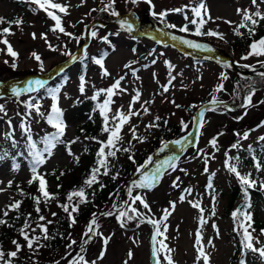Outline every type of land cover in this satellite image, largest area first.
I'll list each match as a JSON object with an SVG mask.
<instances>
[{
    "label": "rangeland",
    "instance_id": "rangeland-1",
    "mask_svg": "<svg viewBox=\"0 0 264 264\" xmlns=\"http://www.w3.org/2000/svg\"><path fill=\"white\" fill-rule=\"evenodd\" d=\"M11 1L15 3V0H0V17L7 21L22 18L23 23L19 27L13 24L11 28L13 34L6 36L13 50L18 53L16 61L18 66L15 70L12 69V57L6 54V46L0 44V93L10 90L13 86L18 88L27 87V82L36 77L48 76L46 80H52L53 73L62 66L71 63L70 56L62 54L65 50L71 54L77 53L76 60H80L81 56L84 58L88 52L95 54L102 49L108 52L103 57V63L110 75L103 76V70L100 66L96 63L91 64L84 75L86 83L83 94L79 90V74L73 75L65 83L54 81L50 85V88L58 87L60 89L57 98L58 107L65 109L68 113L66 112L67 120L65 121L64 135L61 137V140L65 141V145L54 150L51 157L46 156V162L37 169L38 173L44 176L49 190L53 191L57 187V180L52 178L55 174L61 176L63 185L66 187L71 186L72 176L70 173H78L77 169H72L75 168L76 158L79 159L84 152L80 144L71 143L79 121L69 114L70 108L85 98L91 99L97 90L107 89L120 77H123L120 86L125 91L117 92L112 97L113 103L110 105L111 111L108 115L111 117L118 109L126 113L135 92L139 91L141 93L139 102L133 105L134 110L140 112V115L130 117L129 122L123 126L120 133L121 143L131 141V143H134L133 148L135 150L143 143L132 140L133 128H135L137 136L146 140L150 135L156 133L154 127L147 128L146 126L154 121L157 122L156 117H159V119L165 118L170 123L179 125L180 136L182 135L180 140H182L188 132H192L195 126L199 105L201 106L203 103L212 100L215 96L218 100H225L234 106H238L242 101L243 92L248 89V85L257 87L253 89L255 90L252 95L253 106L242 107L235 111H229L219 106H215L214 111L206 110L203 127L200 128L198 134V142L195 146L186 148L181 154L176 162V169H167L162 179L152 190L136 189L139 190L137 194L144 197L151 209V212L148 213V210L141 207L140 212L151 215L157 220L163 215V209L170 207L169 201L176 202L175 210L165 221L168 225V231L165 234L167 239L164 241L169 248L174 249L172 253L174 264H203L202 260L199 262L196 260L197 252L194 247L195 232L201 227L199 224V211L190 206L188 203L190 200L199 201L201 207L205 210L204 216L207 223L201 228L202 243L210 256V264H237V260L235 261L233 257L237 241H240L241 236L238 231H234L235 224L231 215L233 211L229 208L228 198H225L224 194L227 192L228 185L234 184L238 180L235 174L228 171L226 160L231 165V158L239 148L264 142L258 139L260 136H264V127L260 126L264 122V78L259 82L250 81L247 77L234 74L231 67L225 66L226 64L219 62L218 59L233 57L243 71L251 70L242 67L245 64L252 65L255 69L257 67L264 70L260 63L264 61V57L250 56L247 60H243L241 57L247 55L250 49L248 48L243 55L234 54L230 52L227 43L236 37L233 29L241 21V16L236 11L237 8L248 9L250 12L257 10L256 6L252 5V0H204L210 10L212 19L204 26L203 31L212 30L221 33L223 39L208 36L197 37L179 31H176L179 34L173 33L171 28H167L164 23H161L158 18L152 15L153 11L160 13L167 10L168 15L165 20L168 24L176 25L177 29L188 24L190 31H194V26L186 21L184 17L187 15L189 20L192 18L191 8L198 3V0H151V6L145 3L144 0H140L135 5L127 2V0H115L114 8L119 13L118 16H115L117 17L116 20L109 12L99 11L104 6L101 0H83V3H81V0H55V2L69 6L67 15L59 13L57 10L53 11L61 17L62 26L65 30L75 37H80L79 40L65 36L59 31H51L55 22L47 16L45 11L34 10V15H29ZM25 1L30 5L28 0ZM257 3L259 10L264 13V3L261 0H257ZM33 6L36 9V6ZM93 9L97 10L92 11ZM172 9H184V11L174 12L171 11ZM125 19L132 23L133 29L136 27V31L140 34L147 32L160 34H156L154 38L149 39L133 37L132 31L128 32L120 27V21ZM91 21H97L96 24L91 26V32L96 31L97 36H91L88 45L81 51L80 47L85 42L86 28ZM225 21H231L232 23H225ZM0 27H8V24L0 25ZM243 29H240V31ZM168 32L211 47L214 50L212 52L216 53L219 58L213 62L205 61V56L199 54L200 50H194L187 46H182L185 47L182 48L165 35ZM33 33L36 35L35 39H33ZM41 34L47 37V42L41 39ZM105 36L108 37V43H105L102 39ZM49 45L57 50L52 51ZM33 52L41 57L43 71L40 70L39 64L32 57ZM153 60H155L154 64L152 63ZM5 61H8V63L6 64ZM165 61L172 66L171 76L175 77L170 85L168 83L170 70ZM130 62L135 63H132L131 68H125V65ZM78 69H80L78 66H72L68 70V74H72ZM133 70H136L135 76ZM222 73L227 79H220ZM219 84H223L224 90L215 92L214 89ZM164 85L169 87V91L166 93L163 92L162 86ZM105 98L101 94L94 100V103L97 106L103 103ZM29 101L33 103L38 101L41 106L40 112L45 115L43 117L37 115L33 110L30 117L25 116L28 109L25 108L24 103ZM145 101H151L150 104L144 105L149 109L147 115L143 113L141 108V104ZM0 105L4 106L7 113L6 115L0 113V146L6 141L7 135L11 134L14 140L24 145V151L27 155V158L15 157V160H0V182H2L0 188L4 189L0 192V214H2L3 208L13 198L10 189L14 186L27 185L32 178V163L29 160V149L24 140L27 135L21 128V124L24 123L30 128L32 137L43 134L47 129L46 116L51 110L52 99L48 92L43 95L39 94L38 91L22 93L18 98L12 94L4 93L0 95ZM176 105H180V107H176ZM257 108H260L259 113H255ZM255 115L258 116L256 121L253 119ZM240 117L243 118L240 119ZM9 121L11 127H9ZM181 121L188 125L186 129L182 127ZM240 128H244V130L239 131ZM245 132L249 133L248 138L242 139L241 137ZM237 133H239V136ZM192 136L188 138L189 141ZM214 137L217 138L215 148L209 143ZM237 143L238 148H232V145ZM176 146L171 147V145H168L163 152L158 147L154 153L149 155L153 158L150 167L162 164L168 155L172 156ZM69 148L73 155L68 154ZM198 150H201L199 155ZM204 156L210 157L207 163V172L204 170ZM13 164L18 165V170H12ZM64 170H71V172L65 173ZM61 173L64 174L61 175ZM212 173L215 174L212 176V183L223 190L221 194L207 188L209 176ZM9 181H12L11 187H8ZM174 181L178 184V187H172ZM125 188L126 183L115 196L109 198L106 209H109L116 200V204L120 205L125 196L129 199L125 193ZM185 189H191V195L185 193ZM182 194L187 197L184 202L179 200ZM213 197H215V201H213ZM74 200L76 199L74 198ZM260 206L257 214L259 220L264 222V206ZM213 207L215 215L212 214ZM53 209L60 211L58 207H43L40 214L47 218L46 220H51ZM89 221L71 226L64 249L58 254L51 255L49 263L54 262L56 264L59 261L60 264H65V257L68 252L73 254L81 251V237ZM40 223H44V221ZM97 223L99 225L98 231L104 237L110 236L111 239L106 246L105 256L103 259H98L101 250L105 246L100 236L93 237L85 249V259L87 261H96V264H124V261L128 259L127 253L131 250L134 255L132 259L128 260V264H154L150 247L153 233L151 225L145 223L140 227H135V222L131 221L126 225V228L121 230L119 229L121 227L120 223L113 215L105 216ZM212 225H216V228L214 229ZM34 226L36 227V224ZM34 234L41 235L38 229ZM69 235L71 240L77 242L72 249L67 248L68 243H70ZM253 235L264 243V236H261L260 232H253ZM1 240L3 245H0V250L5 253L15 251V245L12 243L14 240L22 246L17 257L13 259L16 263H45L46 253L38 255L37 262H28V253L32 252L19 233L14 236L11 235L7 240L4 236ZM208 240L212 241L211 245L207 244ZM39 243H43V239ZM261 244H254V246L260 247ZM38 249L47 252L45 246ZM242 251L241 248V253ZM20 256H23L22 260ZM160 258L162 264H166L162 255ZM241 258L245 261V264H264V260L251 251H248Z\"/></svg>",
    "mask_w": 264,
    "mask_h": 264
},
{
    "label": "snow or ice",
    "instance_id": "snow-or-ice-1",
    "mask_svg": "<svg viewBox=\"0 0 264 264\" xmlns=\"http://www.w3.org/2000/svg\"><path fill=\"white\" fill-rule=\"evenodd\" d=\"M30 4H33L36 6V9L34 10H43L46 12L47 16L55 22L54 27L51 29V31L56 32L59 31L65 36H68L72 39L79 40L80 37H75L71 33L67 32L65 28L62 26L61 17L54 13L53 10H57L59 13H62L64 15L68 14V5L67 4H60L58 2H55V0H28ZM127 2H130L131 4L135 5L140 2V0H127ZM145 3H148L151 6V0H144ZM262 3H264V0H261ZM81 3H83V0H81ZM101 3L104 5L103 8L99 9L101 12H109L112 16H118L119 13L115 10L114 4L115 0H101ZM252 5L256 6L257 10L255 12H250L248 9H240L237 8V14L241 16V21L239 24L234 26V33L236 35H242L240 32V29L245 28L248 31V34L250 36L255 35V27L258 25L260 21H264V13H262L259 10V6L257 3V0H252ZM97 9H93L92 11H96ZM171 11L174 12H183L184 9H172ZM192 12V18L189 20V17L185 15V20L189 21V23L194 26V31H190V28L188 24H185L182 27L176 28V25L168 24L165 20V17L168 15V11H162L160 13L152 12V15L159 19L161 23H164L167 28L176 29L177 31L181 33H189L193 36L202 37V36H208V37H217L219 39H223V34L209 30V31H203L204 26L212 19L210 16V10L208 9L206 3L204 0H198V3L191 8ZM23 21L21 19H15L14 21H7L3 17H0V25L8 24V27H0V44H3L7 48L6 54L10 57H12V63L11 67L13 70L17 68V59H18V53L13 50L11 44L6 39V36L12 35L11 28L13 24L15 26L19 27ZM225 23L231 24V21H225ZM120 27L123 30H126L128 32H131L133 30V24L130 23L128 20H121L120 21ZM33 39L36 38L35 33L32 34ZM92 37L97 36L96 31L91 32ZM173 41H178L179 43L194 49V50H202L207 52L214 51L211 47L197 43L190 39H185L182 37L177 36H171L170 37ZM41 39H44L47 42V37L44 34H41ZM105 43H108V37L105 36L102 38ZM50 49L52 51H56V48H52L51 45H49ZM249 52L247 55L242 56L241 59L247 60L250 56H256V57H264V38H260L258 41H253L249 45ZM63 55L70 56L73 60L77 59V57L73 56L70 52L65 50ZM32 57L37 61V63L40 66V70L43 71V63L41 61V57L37 55L35 52L32 53ZM94 63L100 66V68L103 70L102 75L107 77L110 75V73L106 70L103 63V58L96 59L93 58ZM7 64L8 61H5ZM132 63L125 65V68H131ZM152 63H155V60L152 61ZM261 67H264V61H261ZM165 64L168 65L170 74H169V85L172 83V80L175 79L174 76H171V68L172 66L169 64V62L165 61ZM227 66V65H225ZM147 67V65H145ZM244 68H249L253 71H255V67L252 65H242ZM136 70H133V75L135 76ZM262 78H264V72L258 73ZM155 78V73L153 74ZM123 77H120V79H117L110 87L107 89H100L97 90V92L91 97V99L96 100L97 97H99L101 94H103L106 98L103 100V103L98 104L97 108L99 109L101 117L104 119V126L102 128V131L104 133H108L107 140L106 141H97V143L100 144V147L96 153L97 156V167L93 168L91 170V173L88 178L84 180V185L86 187H92L93 184L99 183L97 180V176L100 174L108 175L109 174V163L108 158H112L116 156V153L119 151L129 152L132 144L131 141H129V147L121 149L118 147L120 144L122 138H121V130L125 124L129 122L130 117L132 116H139L140 112L134 110L133 105L139 102L141 93L139 91L135 92V95L132 97L131 102L129 103L128 110L126 113L120 111L119 109L116 110V112L109 118L108 113L111 111L110 105L113 103L112 97L117 94V92H124L125 89L121 88V80ZM221 80L227 79L226 76L223 75V73L220 76ZM85 78L83 76L80 77V86L79 90L83 94L85 91ZM46 82L43 80H30L27 82V87L24 88H18L16 86H13L11 88L12 95L15 97H20L22 93H29V92H37L39 89H42L45 87ZM163 92H168L169 87L167 85L162 86ZM223 84H219L214 91L220 92L223 91ZM48 94L51 96L52 99V105L51 110L46 116L47 123L51 125L56 131L54 134L51 135H45L43 137V144L44 148L42 150H36L35 142L33 141V138L31 136V130L28 128L24 123L21 124V128L24 130L25 134L27 135V145L29 149V155L32 158V165H31V173L32 178L28 181L29 184H32L34 181L39 182L38 192L40 193V197H33V200L36 205H39L41 203V198H43V201L45 203L49 202L52 199H55V197L47 191V182L43 175H40L37 171V169L43 165L46 162L45 154L47 157H51L52 150L56 147L57 143H62L61 137L64 135L65 131V123L62 119V111L58 107V93L60 92V89L57 88H48L47 89ZM254 94L253 89H249V93L245 95L242 107L248 108L252 105V95ZM35 100V98H33ZM151 101H145L143 104H141V108L143 110V113L145 115L148 114L149 109L145 107L144 105L150 104ZM222 102L218 101L215 96H213V99L211 101V104L213 105L212 108H209L207 110H215V106L220 105ZM24 106L28 111L25 113V116L30 117L31 112L35 110L37 115L44 116V113L40 112V103L36 101L33 103L32 101L25 102ZM176 107H180V105H176ZM195 107V106H193ZM231 111L232 109H228ZM0 113L7 114L5 111V108L3 105H0ZM246 114V113H245ZM200 120L197 122V127H203L204 123V112L201 111L199 113ZM243 117H240L242 119ZM159 120V117H156V121ZM166 123V121H165ZM181 125L184 129L188 127L187 124H185L183 121H181ZM11 122L9 121V127H11ZM157 123L154 121L147 125V128H153L157 127ZM262 127H264V122L261 123ZM222 134V133H221ZM193 135L192 132H188L187 136L184 137L182 140H176L172 141L171 143L177 146H180L181 151L183 150V146L189 142L188 138ZM198 135V133H197ZM239 136V133H237ZM249 133L245 132L242 139H247ZM8 139H11V134H8ZM94 139V138H93ZM259 141H264V136H260ZM132 140H136L140 143L144 142L143 137H139L136 135L135 128L132 129ZM71 143H75V141H72ZM210 145L215 148L217 145V138H213L210 142ZM13 144H15V141H13ZM195 146V145H193ZM238 143L233 144L232 148H238ZM168 147V144L165 143L160 148V151L163 152ZM201 150H198V155L200 154ZM68 154L73 155L70 148L68 149ZM6 155V154H5ZM227 157V153L225 154ZM4 158L3 156H0V159ZM78 161V157L76 158ZM129 159H132V156H129ZM179 159L178 156H170L167 160H165L162 164H157L151 171H145L148 169L149 165L152 163L153 158L149 156L145 163L143 165H138L136 168V174L139 175L138 180L132 181L131 185L127 188V195L129 197L128 201H125L123 205H117L114 203L113 210L107 213H101V215L104 216H111L115 215L117 221L120 223V226L122 228L126 227V225L133 221H137V227H140L141 223H147L153 227V233L151 236V243H152V250L151 255L154 261V264H162L161 255L163 256V261L166 262V264H174V261L172 259V253L174 249L169 248V246L164 242L167 239V236L165 235L168 231V225L165 223L167 221L168 217L172 214V212L176 208V202L175 201H169V208L163 209V215L160 217L159 220L155 219L151 215L142 213L138 210L137 207H133V205H136L137 202H139V205H141L144 209L148 210V213L151 212V209L149 207V204L145 201L144 197L141 194L133 195L134 190L140 189V190H152L156 184L159 183V181L162 179L163 175L167 171V169H176V162ZM210 157L204 156V163H205V172L208 171L207 169V163ZM133 163L135 161L133 160ZM226 167L228 168V171L235 174L238 182L241 186V191L245 197V200L247 201L249 193L248 189H253L257 186V181L254 179H251V174L241 175V173L237 170V167L235 165H229L226 160ZM257 170H260V165H256ZM101 169H103V172L101 173ZM13 171L18 170V165L13 164ZM64 173H61L63 175ZM215 174L212 173L209 176V183L208 188H212V176ZM117 177L112 176V179L115 180ZM2 183V182H0ZM12 181L8 182V187H11ZM19 187V186H17ZM101 187L103 185L101 184ZM172 187H178V184L174 181L172 184ZM259 189L264 191V182H260ZM4 191V189L0 188V192ZM191 189H185L184 192L188 195H191ZM21 195H23V192H21ZM74 198H78L76 202L74 201ZM186 196L182 194L179 198L180 202H184L186 200ZM68 203L61 204L59 207L62 208V210L67 214L68 220H69V227L77 223V220L74 216V213H77L79 210L80 204L87 203V198L85 194V188L81 187L78 190L70 192L66 197ZM213 201H215V197H213ZM190 206L194 209H197L199 211V224L200 228H198L195 232V243L194 247L197 252L196 260L203 261V264H210V256L206 251L205 245L202 243L203 237L201 228L204 224L207 223V220L204 216V209L201 207V204L199 201H188ZM21 206L20 201H15L7 206L6 210L3 211V216L7 217L9 214V211H15L18 210ZM250 204H245L242 208H238L235 211L232 212V218L234 220L235 228L234 231H238V233L241 236L240 244L242 248V256L246 254L248 251H251L254 254H258V256L264 260V245L257 248L254 246V244H261L262 242L253 235V232H255V229L252 227L253 225V216L250 211H247L248 208H250ZM37 215H38V221L36 222V227H31V221L30 217L25 218L24 225L20 228V235L23 237L24 241H26L27 247L30 250H38V248L34 249V245H38L39 247H43L44 245L40 244V240H48L52 237L48 234V227L47 224H50L51 221H47L46 223H40L41 221H45L46 218L40 214L41 209L37 207L36 209ZM212 214L215 215V209L213 207ZM55 216V213L52 214ZM7 221L5 219H0V225H6ZM11 226V225H8ZM212 227L215 229L216 225H212ZM29 229L32 233H35L37 229L41 233V235H30ZM99 225L97 223L96 214L93 213L92 219L87 224L86 230L83 233L81 237V251L76 253L75 256L72 257L71 260H68V264H96V261L89 262L85 259L84 255L82 254L84 251V245L88 244L93 237L100 236V238L103 240V244L105 248H103L99 254L98 259H103L106 253V246L108 245L111 237H104L102 233L98 231ZM217 231V235H218ZM260 235L264 236V229L260 230ZM87 238V239H85ZM159 238V239H158ZM70 243H68L67 248L72 249L73 245L77 242L75 240H71V237L69 235ZM135 242V241H134ZM15 245V251H11L8 253H5L3 250H0V264H13V259L17 257V254L21 251V245L17 241L12 242ZM208 245L212 244L211 240L207 241ZM72 253L68 252L67 256H71ZM133 252L129 250L127 253L128 259L124 261V264H128V260L133 258ZM67 256L65 259H67ZM7 257V258H5ZM56 264H60L59 261L56 262ZM240 264H245V261L242 259L240 261Z\"/></svg>",
    "mask_w": 264,
    "mask_h": 264
},
{
    "label": "trees",
    "instance_id": "trees-1",
    "mask_svg": "<svg viewBox=\"0 0 264 264\" xmlns=\"http://www.w3.org/2000/svg\"><path fill=\"white\" fill-rule=\"evenodd\" d=\"M19 8L29 11V14H33L32 7L27 5L24 2H16ZM24 5V6H23ZM31 10V11H30ZM242 35H236L233 40L228 41V45L230 51L233 53H238L243 55L246 50L249 48V45L253 41H258L260 38H264V21H260L258 25L255 27V35L250 36L248 34L247 29L244 28L241 31ZM93 57L90 54H86L84 58L80 57L78 60V65L81 70H86L88 64L90 63ZM93 60V59H92ZM72 75L66 74L63 76L64 80L71 79ZM250 80V79H249ZM253 81H260V77L253 78ZM97 106L90 99L85 98L80 102H77L73 105L70 110V114L72 117H77L79 120H84V122L78 125V136L76 137L82 143L84 149V155L78 160L76 167L73 169H77L78 173L70 175L72 176L71 186L66 187L63 185L62 178L60 177L57 180V187L52 191L47 189L55 199L50 200L45 203L43 198H41V203L36 205L33 197H40V193L38 192V182L34 181L32 184H28L25 186H21L15 189L17 194V200L21 202V206L18 210L12 211L7 217L0 216V219H5L7 221L6 225H0V245L2 244L1 238L6 236L9 238L11 235L14 236L16 233L20 234V228L24 225L25 218L30 217L31 227L35 228L34 224L38 221V216L36 215V208L39 207L42 209L43 207H58L60 209H53L51 213V221L50 224H47L48 234L51 239L43 240V243L47 249V252H44L40 249L38 250H30L32 253H28V262H37L38 255L46 253L45 263L50 261V256L60 253L67 242L68 233L71 227H69V220L67 214L62 210L59 205L68 203L66 200L67 195L75 190L80 189L81 187L85 188V194L87 198V203L80 204L79 210L77 213H74V216L77 220L78 224H83L84 222L91 220L93 217V213L96 216L104 211H106L109 198L113 197L120 191V188L136 176V168L138 165H143L147 160L148 156L154 153L157 148L163 144L175 138L179 133V125L177 123H170L167 119L161 118L157 123V127H154L156 133L150 135L146 140H144L143 144L139 146L138 149L132 147L129 152L119 151L116 153L115 157L108 158L109 163V174L103 175L100 174L97 176V180L99 183H95L92 187H86L84 185V180L89 177L91 170L97 167V156L96 153L100 147V144L97 141H106L107 133L102 131L104 126V121L100 120L96 114ZM260 108L255 109V113H259ZM62 119L64 120V113L62 115ZM254 121L258 119V116L255 115L253 118ZM166 121V123H165ZM47 125L51 128V133H55V129L47 123ZM244 128H240L239 131ZM84 138V141L83 139ZM94 138V139H93ZM41 139V138H40ZM36 145V150L37 146ZM121 149L128 148L129 144L121 143L118 145ZM132 156V159H129V156ZM133 160L135 163H133ZM231 164L237 167V170L241 173V175L251 174L250 178L257 181V186L253 189H248V199L245 200V197L241 191V186L239 182L228 185L227 192L224 194L225 198H228L229 208L232 211H235L238 208H242L246 203L250 204L251 207L247 209L250 211L253 216V225L252 227L255 229V232H259L261 229H264V222L260 221L256 210H258L260 202H263V191L259 189L260 182H264V142L248 145L246 147H241L235 151L233 154V158L231 159ZM260 165V170H257L256 165ZM103 169H101V173ZM67 173V172H65ZM112 176H116L115 180L112 179ZM101 184L103 187H101ZM210 190V188H208ZM211 190H215L218 194H221L223 190L217 188L215 184L212 183ZM23 192V195H21ZM73 202H76L78 198H75ZM117 200L113 202L116 204ZM113 205L110 206V210H113ZM119 205V204H118ZM138 210H141V205L139 202L134 205ZM55 213V216L52 214ZM47 219V218H46ZM11 225V226H8ZM29 234L34 233L29 229ZM264 245L261 244V246ZM35 248H40L38 245H34ZM74 255H72L73 257ZM241 256V244L240 241H237V246L234 250L235 261L237 260V264L240 261ZM68 258V256H67ZM20 259H23V256H20ZM68 260V259H66ZM65 260V264L68 261ZM44 263V264H45ZM46 263V264H47ZM13 264H22L16 263L13 261Z\"/></svg>",
    "mask_w": 264,
    "mask_h": 264
},
{
    "label": "water",
    "instance_id": "water-1",
    "mask_svg": "<svg viewBox=\"0 0 264 264\" xmlns=\"http://www.w3.org/2000/svg\"><path fill=\"white\" fill-rule=\"evenodd\" d=\"M93 24V23H92ZM148 35H138V37H147ZM219 61H221L222 63H228L232 66V68L237 71L238 73H242L244 74L241 70H239V68L236 66V64L234 63V61L232 60H229V59H226V58H222V59H219ZM220 105H227L229 106L228 104H225V103H221ZM207 105H204L202 107V110L206 107ZM98 219V218H96Z\"/></svg>",
    "mask_w": 264,
    "mask_h": 264
}]
</instances>
